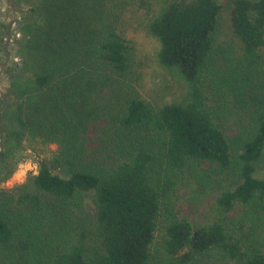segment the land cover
Wrapping results in <instances>:
<instances>
[{
    "label": "trees",
    "instance_id": "1",
    "mask_svg": "<svg viewBox=\"0 0 264 264\" xmlns=\"http://www.w3.org/2000/svg\"><path fill=\"white\" fill-rule=\"evenodd\" d=\"M26 1L0 180L24 138L36 168L0 188V264H264V0L229 1L231 42L217 0ZM132 29L177 98L135 89Z\"/></svg>",
    "mask_w": 264,
    "mask_h": 264
},
{
    "label": "rangeland",
    "instance_id": "2",
    "mask_svg": "<svg viewBox=\"0 0 264 264\" xmlns=\"http://www.w3.org/2000/svg\"><path fill=\"white\" fill-rule=\"evenodd\" d=\"M217 1L223 5L222 11L220 13L221 17L219 39L221 41L231 42L233 40V34L229 24L230 0ZM10 2L12 3V5L13 3H16L15 10L10 9L8 0H0V20H3L7 23L9 22V28L11 29L10 36L6 40H4L6 43L10 42L11 39L13 40V33L15 31V28H17L16 24L26 14L27 8L29 6L28 2H25V0H10ZM16 36H19V34H16ZM130 36L135 44V89L141 94L142 97L154 104L169 102L174 98H177L180 94V92L178 91V85L169 78L167 73L158 66L155 60V52L158 46V42L156 41V39L147 35L143 29H132ZM0 59V63H2V66H0L1 114L3 112L5 113L7 109L6 106L8 104H13L16 99L15 87H13V85L11 84V78L5 73V69H2V67L3 65H6L8 61L11 62L13 60L17 62V66L14 65L13 68H17L19 66L20 60L18 58L13 59L10 54H8L7 58L6 55H1ZM21 90L24 91L23 89ZM241 115L242 116L237 118V122L240 126H244L243 123L246 121V118L244 116H247V114L242 111ZM10 118L13 120V116H10ZM10 118L8 119V116L5 117V123L11 122L12 120H10ZM1 132L2 142L3 131ZM1 146L3 150L2 143ZM50 148L51 150H54L56 146L54 144H51ZM8 152L9 156L13 155L12 158L8 159V165L10 167H13L14 171L10 174L9 177H7V179L0 180V188L11 190L13 186L25 182L31 171H35L36 160L31 141L27 138H24V140L22 141V147H19V150L17 152L11 154L13 152V149L9 150ZM40 156H43V154H40ZM227 181L228 179L222 180L217 184H213L212 182L206 184L204 192L201 193V201L204 200L202 204H204L208 200L211 201V194L216 191L215 188L222 186V184ZM87 203L88 207L91 209L89 198H87Z\"/></svg>",
    "mask_w": 264,
    "mask_h": 264
},
{
    "label": "water",
    "instance_id": "3",
    "mask_svg": "<svg viewBox=\"0 0 264 264\" xmlns=\"http://www.w3.org/2000/svg\"><path fill=\"white\" fill-rule=\"evenodd\" d=\"M8 5L14 10L15 7L12 5V3L10 2V0H8ZM1 135H2V132L0 130V150L2 151V146H1Z\"/></svg>",
    "mask_w": 264,
    "mask_h": 264
}]
</instances>
